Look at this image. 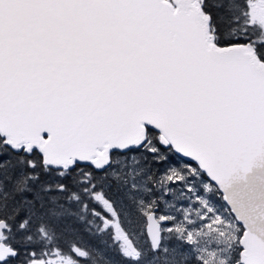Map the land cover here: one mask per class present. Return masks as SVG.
<instances>
[{"label":"snow or ice","instance_id":"obj_1","mask_svg":"<svg viewBox=\"0 0 264 264\" xmlns=\"http://www.w3.org/2000/svg\"><path fill=\"white\" fill-rule=\"evenodd\" d=\"M0 264H264V0H0Z\"/></svg>","mask_w":264,"mask_h":264}]
</instances>
